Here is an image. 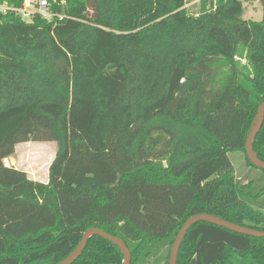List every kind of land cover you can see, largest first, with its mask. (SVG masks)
Listing matches in <instances>:
<instances>
[{
    "label": "trees",
    "instance_id": "trees-1",
    "mask_svg": "<svg viewBox=\"0 0 264 264\" xmlns=\"http://www.w3.org/2000/svg\"><path fill=\"white\" fill-rule=\"evenodd\" d=\"M249 1L261 21L240 0H202L196 15L187 0L0 14V264H60L90 229L124 241L130 264H169L200 214L264 231V169L245 149L264 102V0ZM28 142L57 144L47 183L4 164ZM254 151L264 162V122ZM235 152L259 177L236 178ZM124 260L94 235L73 264ZM177 264H264V238L198 222Z\"/></svg>",
    "mask_w": 264,
    "mask_h": 264
},
{
    "label": "rangeland",
    "instance_id": "rangeland-1",
    "mask_svg": "<svg viewBox=\"0 0 264 264\" xmlns=\"http://www.w3.org/2000/svg\"><path fill=\"white\" fill-rule=\"evenodd\" d=\"M202 0H187L186 8L192 15L200 11ZM243 3V18L247 21L259 22L263 18V7L260 2L240 0ZM57 152L55 142L19 144L16 153L4 161L5 166L24 171L34 181L44 182L48 180L49 167ZM229 158L234 164L235 175L242 183H247L252 178L259 177L257 170L251 169L246 162L245 155L241 152L229 153ZM49 159V160H48ZM47 166V167H46Z\"/></svg>",
    "mask_w": 264,
    "mask_h": 264
},
{
    "label": "water",
    "instance_id": "water-1",
    "mask_svg": "<svg viewBox=\"0 0 264 264\" xmlns=\"http://www.w3.org/2000/svg\"><path fill=\"white\" fill-rule=\"evenodd\" d=\"M263 122H264V102L261 104V106L259 108L258 115H257V122L252 128V131L247 138L246 146H245L246 153H247V156H248L250 162L255 167L261 168V169H264V162L259 159L256 152L254 151V142H255V138H256L258 132L260 131V129L263 125ZM198 222H207V223L219 226V227L226 228L230 231H233V232H236V233L242 234V235L252 236V237H256V238H264V231H258V230H253V229H249L246 227H241V226L232 224L230 222H227V221L222 220L218 217H214V216L208 215V214L196 215V216L190 218L184 224L182 229L180 230V232H179V234H178V236L174 242L172 250H171L169 264H177V258H178L180 246H181L188 230L191 228V226H193L194 224H196ZM94 235H99V236L115 243L121 249V251L124 254L125 260H124L123 264H130L131 263V253H130L128 246L126 245V243L124 241H122L121 239H119L117 237L111 236V235L107 234L106 232H104L100 229H90L84 234L83 240L78 245V247L73 251V253L66 260L61 262L60 264H73L76 260H78V258L82 255V252L84 250V247H85L88 239Z\"/></svg>",
    "mask_w": 264,
    "mask_h": 264
},
{
    "label": "built area",
    "instance_id": "built-area-1",
    "mask_svg": "<svg viewBox=\"0 0 264 264\" xmlns=\"http://www.w3.org/2000/svg\"><path fill=\"white\" fill-rule=\"evenodd\" d=\"M66 5V0L59 2L58 0H24L23 6L19 9L11 8L7 4L0 5V14H6L13 12L22 21L30 23L37 15L51 22L55 17L60 19L64 18V15L55 14L52 9L56 4Z\"/></svg>",
    "mask_w": 264,
    "mask_h": 264
},
{
    "label": "crops",
    "instance_id": "crops-1",
    "mask_svg": "<svg viewBox=\"0 0 264 264\" xmlns=\"http://www.w3.org/2000/svg\"><path fill=\"white\" fill-rule=\"evenodd\" d=\"M48 182V180L47 181H44V182H42V183H47Z\"/></svg>",
    "mask_w": 264,
    "mask_h": 264
},
{
    "label": "bare ground",
    "instance_id": "bare-ground-1",
    "mask_svg": "<svg viewBox=\"0 0 264 264\" xmlns=\"http://www.w3.org/2000/svg\"><path fill=\"white\" fill-rule=\"evenodd\" d=\"M49 160V159H48ZM47 167V166H46Z\"/></svg>",
    "mask_w": 264,
    "mask_h": 264
}]
</instances>
